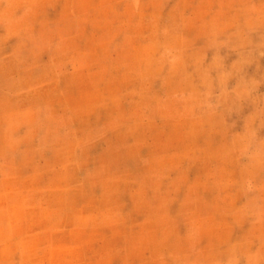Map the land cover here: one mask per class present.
<instances>
[{
  "label": "rangeland",
  "instance_id": "obj_1",
  "mask_svg": "<svg viewBox=\"0 0 264 264\" xmlns=\"http://www.w3.org/2000/svg\"><path fill=\"white\" fill-rule=\"evenodd\" d=\"M0 264H264V0H0Z\"/></svg>",
  "mask_w": 264,
  "mask_h": 264
}]
</instances>
